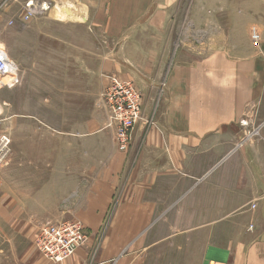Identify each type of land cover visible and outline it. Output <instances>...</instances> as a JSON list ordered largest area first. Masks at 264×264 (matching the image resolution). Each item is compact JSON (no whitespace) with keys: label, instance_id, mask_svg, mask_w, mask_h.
<instances>
[{"label":"crops","instance_id":"1","mask_svg":"<svg viewBox=\"0 0 264 264\" xmlns=\"http://www.w3.org/2000/svg\"><path fill=\"white\" fill-rule=\"evenodd\" d=\"M96 5L102 17L92 24L94 32L83 26L82 40L57 42L66 50L56 52L55 61L29 57L31 47L43 42H18L16 50L5 51L21 80H66L44 98L53 111L85 109L84 101L90 104L116 76L140 91L142 119L126 154L116 145L108 154L106 116L97 121L103 128L94 125L95 131L77 136L73 120L50 125L49 135L38 121L35 142L41 146L33 156H19L34 165L38 185H4L0 196V217L30 227L0 233V264H114L120 252L116 223L135 217L153 222L156 200L164 208L160 215L178 211L196 224V238L202 233L197 264H264V56L219 53L218 42L210 43L215 46L210 53L191 47L195 41L188 42L181 24L175 30L172 16L181 9L196 14L197 0L189 8L187 0H97ZM210 13L216 26L225 15L230 26L241 22L264 42V0H211ZM81 77L87 83L76 90L73 81ZM78 138L92 145L76 150ZM48 140L56 148L66 144V151H44ZM73 199L79 207L74 220L84 224L89 238L70 258L50 261L34 244L38 226L31 224L41 223L40 214L26 208L42 206L43 200L58 208ZM110 220L108 229L102 227Z\"/></svg>","mask_w":264,"mask_h":264},{"label":"rangeland","instance_id":"2","mask_svg":"<svg viewBox=\"0 0 264 264\" xmlns=\"http://www.w3.org/2000/svg\"><path fill=\"white\" fill-rule=\"evenodd\" d=\"M29 1L31 0H0V45L10 52L18 48V42H43L40 47H36L33 43L32 53L29 55L31 59L55 61L58 56L56 52L60 55L66 50L65 44L57 42H65L68 39L76 42L82 40L83 26L90 27L92 34L94 32L92 24L99 22L102 17L96 14L97 0H34V2L47 5V8L41 14L34 16L31 21L26 22L23 20V15ZM190 1L187 0L188 8ZM197 2L201 9L197 10L196 14L184 15L181 9V14L172 16L175 30H178V25L181 24L183 35L186 33L188 42L189 40L195 41L191 42V47L195 49L198 46L200 50L196 48L199 52L201 51V54L210 53L212 49L215 50V46L212 47L210 43L218 42L216 50L219 53L231 50L235 55L255 52L264 56V42L254 41L253 32L244 29L243 23L236 22L230 26L227 17L223 15L219 17V21L216 22L218 26H216L211 20V0H197ZM187 10L189 12V9ZM203 42H209L208 46ZM201 43H203L202 46H200ZM38 50L42 53L33 52ZM65 81L52 78L25 81L20 78V82L11 88L0 87V141L4 138L9 140L4 148L0 145L3 153L6 152L5 160L0 163V196L4 193V185L20 183L38 185V181H35L38 176L31 169L34 165L27 164L29 159L19 157L20 152H28L33 156L38 146H41L35 142V136L38 134L35 125H41L38 121L44 124L43 135L52 133L50 125L66 124L67 120L69 123L73 120L76 136L103 128V124L98 126L97 123L99 119H105L106 116L104 109L99 105V95L92 98L90 104L84 101L85 109L83 110L53 111L49 109L50 104L45 103L44 98L50 99L58 89L57 84ZM90 82L92 92L95 82L92 78ZM86 83V79L82 77L73 81L76 90ZM260 90L264 92V77L260 80ZM262 102L264 103V100ZM26 107L29 109L25 110ZM36 107V110L30 109ZM240 124L248 125V120H241ZM94 125H96L95 130ZM105 126L106 122L103 133L107 139L104 145L110 154L114 152L116 144H112V141L115 142L113 129ZM250 133L255 134L256 132L251 131ZM91 145L82 138H78L75 142L76 150L89 148ZM43 150L65 152L66 144H59L56 148V145L48 140L43 143ZM30 160L34 161L33 158ZM47 185L50 186L49 183ZM155 194L160 195L161 192L156 191ZM36 202L39 203L38 200ZM49 202V200H43L42 206L28 205L26 208L29 212L36 211L40 214L39 222L41 223L31 224L38 226L36 234L46 222L79 221L74 220L79 209L72 205L76 203L75 199L70 200V205H67L68 202L65 201L64 206L58 208L45 205ZM28 203H34V200ZM160 203L161 201L156 200L153 222H138L139 217H135L134 222H115L117 226L113 234L120 240V255L116 254L114 264H197L196 246L201 245L202 233L196 238L194 231L196 224L184 216L180 217L178 211L168 213L167 217L164 214L160 215L164 209ZM174 208H170V211ZM80 223L84 227L88 240L89 234L84 224ZM111 223V220L105 221L102 227L108 229ZM29 227L30 223L12 224L0 217V233L11 230H28Z\"/></svg>","mask_w":264,"mask_h":264},{"label":"built area","instance_id":"3","mask_svg":"<svg viewBox=\"0 0 264 264\" xmlns=\"http://www.w3.org/2000/svg\"><path fill=\"white\" fill-rule=\"evenodd\" d=\"M46 8L45 4L29 1L23 20L30 21ZM252 39L257 41L259 35L253 32ZM19 82L18 66L0 46V87L11 88ZM99 105L106 112L105 127L113 129L117 150L126 154L130 149L135 127L142 119L140 91L131 81L112 76L99 94ZM8 142L4 138L0 145L4 148ZM3 148H0V163L6 158ZM86 241V232L79 221L46 222L36 234L34 244L44 258L59 263L73 256L77 248Z\"/></svg>","mask_w":264,"mask_h":264},{"label":"bare ground","instance_id":"4","mask_svg":"<svg viewBox=\"0 0 264 264\" xmlns=\"http://www.w3.org/2000/svg\"><path fill=\"white\" fill-rule=\"evenodd\" d=\"M1 46V45H0ZM3 47V46H2Z\"/></svg>","mask_w":264,"mask_h":264}]
</instances>
